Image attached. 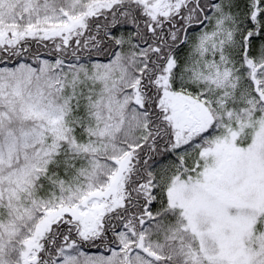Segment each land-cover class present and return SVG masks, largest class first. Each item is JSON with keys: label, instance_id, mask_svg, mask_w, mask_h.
Wrapping results in <instances>:
<instances>
[{"label": "snow or ice", "instance_id": "snow-or-ice-1", "mask_svg": "<svg viewBox=\"0 0 264 264\" xmlns=\"http://www.w3.org/2000/svg\"><path fill=\"white\" fill-rule=\"evenodd\" d=\"M0 264H264V0H0Z\"/></svg>", "mask_w": 264, "mask_h": 264}]
</instances>
